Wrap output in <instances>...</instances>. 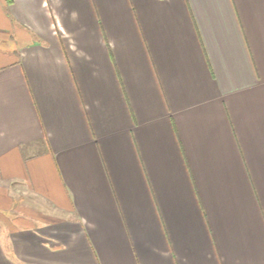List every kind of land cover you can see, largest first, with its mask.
Listing matches in <instances>:
<instances>
[{"label": "crops", "instance_id": "0c3cea01", "mask_svg": "<svg viewBox=\"0 0 264 264\" xmlns=\"http://www.w3.org/2000/svg\"><path fill=\"white\" fill-rule=\"evenodd\" d=\"M0 264H264V0H0Z\"/></svg>", "mask_w": 264, "mask_h": 264}]
</instances>
